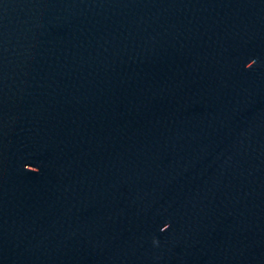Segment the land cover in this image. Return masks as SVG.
<instances>
[{
  "label": "water",
  "instance_id": "obj_1",
  "mask_svg": "<svg viewBox=\"0 0 264 264\" xmlns=\"http://www.w3.org/2000/svg\"><path fill=\"white\" fill-rule=\"evenodd\" d=\"M0 264H264V0H0Z\"/></svg>",
  "mask_w": 264,
  "mask_h": 264
}]
</instances>
